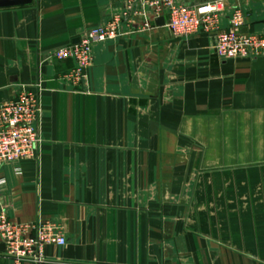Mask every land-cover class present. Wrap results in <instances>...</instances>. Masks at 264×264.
Instances as JSON below:
<instances>
[{
    "label": "crops",
    "instance_id": "crops-1",
    "mask_svg": "<svg viewBox=\"0 0 264 264\" xmlns=\"http://www.w3.org/2000/svg\"><path fill=\"white\" fill-rule=\"evenodd\" d=\"M223 1V26L239 8L244 32L264 33V0ZM123 3L0 8V104L38 85L43 138L1 167L0 211L66 237L33 264H264V55L223 59L212 35L136 23L66 80L75 62L52 51ZM0 264H12L1 247Z\"/></svg>",
    "mask_w": 264,
    "mask_h": 264
},
{
    "label": "built area",
    "instance_id": "built-area-1",
    "mask_svg": "<svg viewBox=\"0 0 264 264\" xmlns=\"http://www.w3.org/2000/svg\"><path fill=\"white\" fill-rule=\"evenodd\" d=\"M224 11L223 0L199 6L188 0H124L122 9L109 22L87 29L77 44L59 47L51 55L62 61H74V68L64 78L78 82L92 65L94 45L119 38L124 27L136 23L149 29L160 17L165 18V26L177 38L212 35L215 51L223 59L264 55V33L244 32L246 17L239 8L231 13L229 24L223 26ZM40 111V88L36 84L25 85L15 99L0 104V169L35 155L43 141L37 126ZM5 184L6 178L0 175V186ZM0 240L12 264L41 263L45 260V246L67 243L56 223H15L4 211H0Z\"/></svg>",
    "mask_w": 264,
    "mask_h": 264
},
{
    "label": "water",
    "instance_id": "water-1",
    "mask_svg": "<svg viewBox=\"0 0 264 264\" xmlns=\"http://www.w3.org/2000/svg\"><path fill=\"white\" fill-rule=\"evenodd\" d=\"M32 2V0H0V8H7V7H15V6H24L28 5ZM157 26H163L165 25V18L160 17L157 18L155 21ZM79 42V39H77V43ZM1 249H5V245L2 244Z\"/></svg>",
    "mask_w": 264,
    "mask_h": 264
}]
</instances>
